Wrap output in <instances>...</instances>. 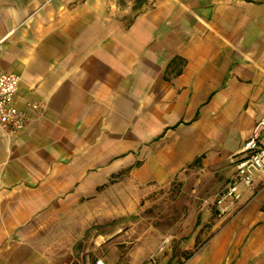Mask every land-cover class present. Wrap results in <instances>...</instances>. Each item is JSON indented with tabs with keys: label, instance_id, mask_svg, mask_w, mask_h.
Listing matches in <instances>:
<instances>
[{
	"label": "crops",
	"instance_id": "obj_1",
	"mask_svg": "<svg viewBox=\"0 0 264 264\" xmlns=\"http://www.w3.org/2000/svg\"><path fill=\"white\" fill-rule=\"evenodd\" d=\"M0 72L26 117L0 129V264L80 263L126 184L188 181L201 223L161 260L264 264V174L232 217L209 200L264 116V0H0Z\"/></svg>",
	"mask_w": 264,
	"mask_h": 264
},
{
	"label": "rangeland",
	"instance_id": "obj_2",
	"mask_svg": "<svg viewBox=\"0 0 264 264\" xmlns=\"http://www.w3.org/2000/svg\"><path fill=\"white\" fill-rule=\"evenodd\" d=\"M126 186L131 196L112 197L109 213L102 214V208H96L95 220L87 231L88 240L85 238L86 243L78 247L84 254L77 264H93L99 258L109 264H169L161 259L181 252L173 243L189 236L201 223L200 206L189 195L194 187L191 181L148 191L143 198H135L134 187ZM122 187L114 185L113 194L118 195ZM209 200L213 202L215 196ZM122 201L129 212L114 211Z\"/></svg>",
	"mask_w": 264,
	"mask_h": 264
},
{
	"label": "built area",
	"instance_id": "obj_3",
	"mask_svg": "<svg viewBox=\"0 0 264 264\" xmlns=\"http://www.w3.org/2000/svg\"><path fill=\"white\" fill-rule=\"evenodd\" d=\"M19 83L20 77L16 74L0 72V129L8 134L21 131L26 123L25 115L16 104ZM231 162L234 173L214 200L218 214L227 218L236 214L245 193L254 190L256 180L264 174V116ZM93 264L109 263L99 258Z\"/></svg>",
	"mask_w": 264,
	"mask_h": 264
}]
</instances>
